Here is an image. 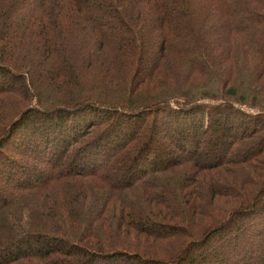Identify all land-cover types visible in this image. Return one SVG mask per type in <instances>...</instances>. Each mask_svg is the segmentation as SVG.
Here are the masks:
<instances>
[{
	"label": "trees",
	"instance_id": "obj_1",
	"mask_svg": "<svg viewBox=\"0 0 264 264\" xmlns=\"http://www.w3.org/2000/svg\"><path fill=\"white\" fill-rule=\"evenodd\" d=\"M0 81V264H264V0H0Z\"/></svg>",
	"mask_w": 264,
	"mask_h": 264
},
{
	"label": "rangeland",
	"instance_id": "obj_2",
	"mask_svg": "<svg viewBox=\"0 0 264 264\" xmlns=\"http://www.w3.org/2000/svg\"><path fill=\"white\" fill-rule=\"evenodd\" d=\"M238 16H239V19H240V16H242V14H237V15H235V17L236 18H238ZM1 84H3V82H1L0 81V85ZM89 117H93L92 115H89ZM95 117V116H94ZM93 117V118H94ZM72 121V120H71ZM141 132H143V131H141ZM104 155H106V154H104ZM106 159V158H105ZM29 161V163H32V160L31 159H28ZM61 164H63V165H65L66 164V159H63L61 162H60ZM106 164V162L104 163V164H101V165H105ZM112 166H113V163H112ZM117 182H118V180L120 179V175H118V172H116V174L114 175V177H113ZM0 184H2L1 182H0Z\"/></svg>",
	"mask_w": 264,
	"mask_h": 264
}]
</instances>
